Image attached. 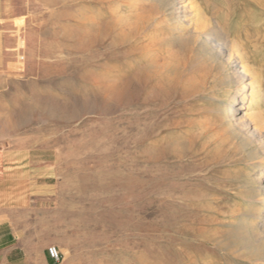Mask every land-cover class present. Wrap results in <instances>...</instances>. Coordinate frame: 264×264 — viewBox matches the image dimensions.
Returning <instances> with one entry per match:
<instances>
[{
    "label": "rangeland",
    "instance_id": "rangeland-1",
    "mask_svg": "<svg viewBox=\"0 0 264 264\" xmlns=\"http://www.w3.org/2000/svg\"><path fill=\"white\" fill-rule=\"evenodd\" d=\"M186 2L259 44L253 112L264 118V0ZM146 13L167 23L157 0H0V153L30 174L32 242L57 246V264H264L220 240L246 216L245 179L263 178L250 167L258 140L215 112L236 86L191 41L188 80L204 91L163 97L141 71Z\"/></svg>",
    "mask_w": 264,
    "mask_h": 264
},
{
    "label": "bare ground",
    "instance_id": "bare-ground-1",
    "mask_svg": "<svg viewBox=\"0 0 264 264\" xmlns=\"http://www.w3.org/2000/svg\"><path fill=\"white\" fill-rule=\"evenodd\" d=\"M157 1L162 5V9L167 16V23L156 25L154 22L157 18L146 13V16L140 18V26L138 25L140 27L139 57L145 65L141 70L143 74L148 71L145 75H148L150 81H159L160 86H162L160 94L163 97H170L179 87L184 88L185 96L190 97L201 94L204 91L202 82L188 80L195 70L192 69L191 72L193 73L188 76L187 69L189 63L193 61H189L191 58L185 51L182 50L181 53V49L192 41L194 46L200 48L199 50L206 52V54L209 53L219 61V66L227 75L229 82L236 86L235 91L232 90V87L226 90L225 99L220 100L215 112H219L225 123L231 129L236 130L238 134L250 132L249 135L258 140L260 150L264 155V128L260 125L264 124V118L261 114L256 115L253 112L260 97L253 86L256 81L255 75L260 74L258 69L254 67L260 53L259 44L248 39L251 36L250 34H246L245 39L242 36L240 40L232 38L221 25L218 23L217 26L213 25L210 18H207V15L205 16L202 13L198 5L194 6L192 2L188 3L186 0ZM184 20L188 21L186 26L183 25ZM160 34H163V37L161 42H158L155 38ZM174 48H178V50ZM160 52L164 53L161 54ZM142 84L144 86V81ZM158 93L152 91V96L154 97ZM247 99L248 104L245 108L249 111L241 114ZM171 130V133L179 132L178 128ZM178 141H182V144L179 142L174 143L180 145L187 143L186 140ZM175 147L178 148V146L173 148ZM250 167L252 171H258L261 167L260 171L263 172V178L259 176L256 179L253 175H250L245 179L246 182L243 187L244 192L246 191L248 194H246L247 198L244 197L248 204L245 211L246 216L240 219L238 226L237 218L228 220L225 223L227 229L220 236V240L225 243L229 241L236 242L235 244L240 243L246 253L261 257V260H264V156L252 162ZM246 217L248 223H246ZM259 224L260 226H258ZM227 235L228 237H226Z\"/></svg>",
    "mask_w": 264,
    "mask_h": 264
},
{
    "label": "crops",
    "instance_id": "crops-1",
    "mask_svg": "<svg viewBox=\"0 0 264 264\" xmlns=\"http://www.w3.org/2000/svg\"><path fill=\"white\" fill-rule=\"evenodd\" d=\"M10 158L11 154L0 153V264H57L46 244L32 242L39 234L31 225L30 174L11 169L17 165L8 167Z\"/></svg>",
    "mask_w": 264,
    "mask_h": 264
},
{
    "label": "built area",
    "instance_id": "built-area-1",
    "mask_svg": "<svg viewBox=\"0 0 264 264\" xmlns=\"http://www.w3.org/2000/svg\"><path fill=\"white\" fill-rule=\"evenodd\" d=\"M48 254L55 262H58L61 259V253L57 246H49Z\"/></svg>",
    "mask_w": 264,
    "mask_h": 264
}]
</instances>
